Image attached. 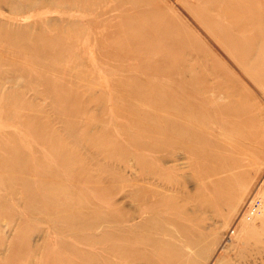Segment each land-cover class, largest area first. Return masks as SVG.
<instances>
[{
	"label": "rangeland",
	"instance_id": "rangeland-1",
	"mask_svg": "<svg viewBox=\"0 0 264 264\" xmlns=\"http://www.w3.org/2000/svg\"><path fill=\"white\" fill-rule=\"evenodd\" d=\"M12 1L0 264H264V0Z\"/></svg>",
	"mask_w": 264,
	"mask_h": 264
},
{
	"label": "bare ground",
	"instance_id": "bare-ground-1",
	"mask_svg": "<svg viewBox=\"0 0 264 264\" xmlns=\"http://www.w3.org/2000/svg\"><path fill=\"white\" fill-rule=\"evenodd\" d=\"M8 2V0H3ZM20 1V0H19ZM57 0H23L22 2L20 1V3L16 2V1H12V3L10 4L9 10L13 11V12H18V11H25L26 9H31L34 8L36 6L39 5H45V4H49V5H57ZM4 27H7V24H5L4 22L0 21V29H3ZM12 34V33H10ZM21 35V34H20ZM19 35V36H20ZM18 37V36H17ZM10 80V79H9ZM16 81V80H15ZM11 85V84H10ZM12 86V85H11ZM115 114V113H114ZM20 140V139H19ZM27 149V148H26ZM206 167V166H205ZM38 185V184H37ZM160 187V186H159ZM264 193V192H263ZM259 199V198H258ZM262 200V199H261ZM44 204V203H43ZM264 204V203H263ZM250 205V204H249ZM253 213V211H252ZM262 215L264 216V207H263V211H262ZM242 220L244 222L247 221L246 216L242 217ZM243 221L240 222V226L239 229L237 230V237L238 236H245L248 237L250 235L253 234H257L258 230L256 228H254L253 226H251L250 224L247 223H243ZM229 237V236H228ZM238 243V242H237ZM227 244V243H226ZM219 259V258H218Z\"/></svg>",
	"mask_w": 264,
	"mask_h": 264
},
{
	"label": "built area",
	"instance_id": "built-area-1",
	"mask_svg": "<svg viewBox=\"0 0 264 264\" xmlns=\"http://www.w3.org/2000/svg\"><path fill=\"white\" fill-rule=\"evenodd\" d=\"M255 209H256V206L254 205V207H250V210H253V211H255Z\"/></svg>",
	"mask_w": 264,
	"mask_h": 264
}]
</instances>
